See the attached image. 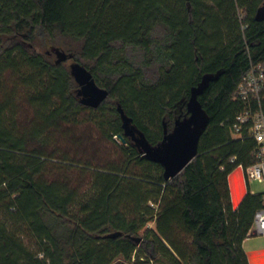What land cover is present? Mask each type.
<instances>
[{
  "label": "trees",
  "instance_id": "trees-1",
  "mask_svg": "<svg viewBox=\"0 0 264 264\" xmlns=\"http://www.w3.org/2000/svg\"><path fill=\"white\" fill-rule=\"evenodd\" d=\"M262 6L0 0V264H148L137 234L152 220L151 260L249 264L242 243L264 202L247 189L235 207L228 175L257 160L254 138L246 129L234 137L232 123L243 75L264 67ZM73 65L108 90L97 107L83 103ZM205 75L215 78L197 95L207 116L198 154L164 180L139 144L114 139L123 135L120 111L157 145L187 115L191 88ZM76 126L110 141L113 159L92 166L53 148L55 135Z\"/></svg>",
  "mask_w": 264,
  "mask_h": 264
},
{
  "label": "water",
  "instance_id": "water-1",
  "mask_svg": "<svg viewBox=\"0 0 264 264\" xmlns=\"http://www.w3.org/2000/svg\"><path fill=\"white\" fill-rule=\"evenodd\" d=\"M256 19H264V6L256 13ZM62 58V54L58 53ZM72 74L80 85L82 101L88 106L97 107L107 96L108 90L96 84L90 74L83 68L73 65ZM212 75H205L197 86L191 88L187 102V115L175 121L173 128L167 132L157 145L149 144L143 135L130 124V119L123 114V135L118 134L116 139L124 142V136H129L142 147L144 155L163 167L164 180H170L178 175L198 154V141L202 130L207 123V116L197 100ZM119 233L110 234L115 236Z\"/></svg>",
  "mask_w": 264,
  "mask_h": 264
},
{
  "label": "rangeland",
  "instance_id": "rangeland-1",
  "mask_svg": "<svg viewBox=\"0 0 264 264\" xmlns=\"http://www.w3.org/2000/svg\"><path fill=\"white\" fill-rule=\"evenodd\" d=\"M65 51L64 49L62 50ZM56 54H52V58H55ZM71 60H68L66 64H69ZM87 129V130H86ZM85 131V132H84ZM80 137V139H78ZM93 140L91 146L81 142V139ZM54 145L53 148H60V152L67 151L70 155L71 159H79V156L83 157L84 161H89L92 166L104 165L107 161H111L113 159L112 150H108L105 147H112V143L108 141L106 138L102 137L94 128L88 129V127L84 128V126H76L70 127L65 135H55L54 136ZM80 141L78 144L74 143V141ZM116 139V136H114ZM118 141V140H117ZM121 143L120 141H118ZM27 147H35L34 143L28 142ZM94 147V148H91ZM47 150H52V147L44 148ZM98 150L97 152H94ZM77 154V155H76ZM75 163V162H74ZM231 176L236 174L239 179L243 177L242 168L236 167L231 173ZM231 182L235 180V177H231ZM244 183V182H243ZM244 190H249L251 193H259L264 191V183H261L257 180H252L249 184L244 186L242 185ZM242 188V189H243ZM152 205V203H151ZM155 229V221H149L146 223L144 227H142L138 231V236H140L138 249L141 251L142 256L144 258H150L148 264H160L154 260H151V256H153L152 246L147 240V232L149 230ZM245 254L247 255L249 264H264V235H254L249 234L242 243ZM133 261V260H132ZM121 261H117L114 264H120Z\"/></svg>",
  "mask_w": 264,
  "mask_h": 264
},
{
  "label": "built area",
  "instance_id": "built-area-1",
  "mask_svg": "<svg viewBox=\"0 0 264 264\" xmlns=\"http://www.w3.org/2000/svg\"><path fill=\"white\" fill-rule=\"evenodd\" d=\"M262 93H264V67L260 64H254L243 75L237 86L235 98L241 101L243 107L235 115L232 123V135L234 137L239 136L242 130L246 129L258 145L257 160L245 169L238 166L242 168V180L246 186L252 180L264 183V108L261 107ZM260 193L262 202H264V191ZM249 234L264 235V205L255 211Z\"/></svg>",
  "mask_w": 264,
  "mask_h": 264
},
{
  "label": "crops",
  "instance_id": "crops-1",
  "mask_svg": "<svg viewBox=\"0 0 264 264\" xmlns=\"http://www.w3.org/2000/svg\"><path fill=\"white\" fill-rule=\"evenodd\" d=\"M231 177H235V180H236L237 176H236V174H234L232 176H231V174L228 175V184H229L231 201H232L233 205L236 206L241 201V199L244 196V194L246 193V190H244V188L242 187L243 184L245 186V183H243L242 178L239 179L238 195L234 197V195H233V188H232L231 179H230Z\"/></svg>",
  "mask_w": 264,
  "mask_h": 264
},
{
  "label": "bare ground",
  "instance_id": "bare-ground-1",
  "mask_svg": "<svg viewBox=\"0 0 264 264\" xmlns=\"http://www.w3.org/2000/svg\"><path fill=\"white\" fill-rule=\"evenodd\" d=\"M236 176H237L236 180L231 182L234 197L238 195V189H239V177H238V175H236Z\"/></svg>",
  "mask_w": 264,
  "mask_h": 264
},
{
  "label": "flooded vegetation",
  "instance_id": "flooded-vegetation-1",
  "mask_svg": "<svg viewBox=\"0 0 264 264\" xmlns=\"http://www.w3.org/2000/svg\"><path fill=\"white\" fill-rule=\"evenodd\" d=\"M129 137V136H128Z\"/></svg>",
  "mask_w": 264,
  "mask_h": 264
}]
</instances>
